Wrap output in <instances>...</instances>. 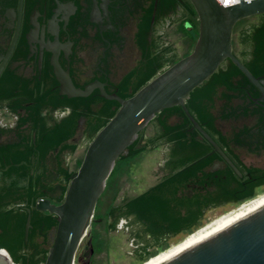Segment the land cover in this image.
Listing matches in <instances>:
<instances>
[{
  "label": "flooded vegetation",
  "instance_id": "af4514ba",
  "mask_svg": "<svg viewBox=\"0 0 264 264\" xmlns=\"http://www.w3.org/2000/svg\"><path fill=\"white\" fill-rule=\"evenodd\" d=\"M152 2L0 0V208L3 211L13 208L18 214H24V211L30 214L40 199H50L56 204L63 202L66 194L63 186L68 178L61 169H78L73 168L70 161V155L77 150L74 153L65 151L60 158L56 156L60 153L59 148L43 154L42 145L36 142L37 116L31 114L30 119H26L27 111L32 113L36 111L38 102L44 103L46 107L42 109L40 117L49 127L54 123V118L60 120L71 112V107L65 105L52 109V98L57 102L70 98L61 93L56 63L70 73L76 86L84 87L99 80L105 83L108 92L124 90L120 83L141 56L135 34ZM182 16L183 19L188 18L184 8L179 6L174 13H168L154 24L148 39L162 34L161 29L167 23ZM257 17V22L245 27L247 32L252 31L253 25L261 26L264 17L261 14ZM186 24L191 23L186 21ZM136 51L138 56L135 57L133 53ZM129 63L131 65L127 67ZM255 89L257 94L253 99L234 97L237 109L232 113L230 107L226 108L224 113L230 116L218 119L220 131L210 134L239 171L205 137L211 144L205 155L206 160H210L205 169L208 174L205 183L211 184L209 189L213 190L212 183L227 184L230 172L239 177L232 182L230 198L210 206L206 213L223 205H238L241 197L250 190L257 194L258 190L264 188V98L260 99L262 92L258 87ZM131 90L129 86L124 91ZM92 94L101 95V91L95 88ZM223 103L219 101V106ZM22 118H25L24 123ZM85 127L86 118L80 117L72 138L78 147L76 138L88 141L84 134ZM166 149L162 166L164 175L161 178L168 172L165 164L171 149L167 145ZM222 172L226 174L219 178ZM200 184L191 179L182 191L188 197H193L198 190L204 191ZM136 195H116L113 202L120 205L124 198ZM123 219L136 226V232L142 229V224L134 221L133 214L119 217L118 223ZM50 232L45 243L40 240L47 248L52 244ZM134 240L136 242L135 234ZM138 245L136 243L135 247ZM154 247L159 248L153 244L148 249ZM133 255L137 259L135 252Z\"/></svg>",
  "mask_w": 264,
  "mask_h": 264
},
{
  "label": "trees",
  "instance_id": "16d2710c",
  "mask_svg": "<svg viewBox=\"0 0 264 264\" xmlns=\"http://www.w3.org/2000/svg\"><path fill=\"white\" fill-rule=\"evenodd\" d=\"M179 6L184 8L188 15L187 21L191 23L184 25L191 50L183 56L179 55L172 43H167L163 34L148 39L154 24L168 13H174ZM261 16L264 17V13ZM252 28L251 32H247L246 28L242 29L239 39L243 49L240 53L235 50L234 52L255 76L262 78L264 77V21L261 26L253 25ZM198 36V14L190 0H153L135 34V43L141 51V56L120 83L124 90L129 86L132 90L130 92L121 90L118 94L124 98L134 95L161 71L188 55L193 50ZM255 88L256 86L243 71L228 58L207 80L191 92L186 105L203 128L213 135L220 131L217 120L230 116L224 113V110L230 107L233 113L237 109L234 106V97L253 99L257 94ZM219 101H224L221 107ZM52 102L53 110L59 105H65L71 107V112L60 120L54 118V123L49 127L40 117L42 109L46 107L40 101L36 105V111L32 113L27 111L25 118L30 119L31 114H36V142L39 146L42 145L43 154L59 148L60 153L56 154L57 158H60L65 151L74 153L77 150L78 143L73 142L72 138L76 134L80 117L86 118L84 134L90 143L120 108L117 100L107 99L100 94L70 97L63 102H57L52 98ZM25 118H22V123ZM172 118H175V121H172ZM150 123L154 124V133L146 136L147 127L140 132L139 137L129 147L128 154L118 158L107 182L108 186L114 173L146 148L160 144L170 147L169 159L165 164V167H168L167 174L136 196L124 198L120 205H115L112 201L106 212V226L109 230L117 228L119 217H127L130 214L134 215V221L142 224V229L135 233L136 243L139 245L134 249L140 262L155 255L154 250L148 249L153 244L162 248L171 237L177 234H189L199 228L207 208L228 200L233 189L232 182L239 178L235 173L230 172L227 184L212 183L215 188L209 189L211 184L205 183L208 176L205 169L210 164V160H206L205 155L209 152L211 144L194 127L182 105L163 109ZM139 144L141 147H138ZM74 171L76 170L68 167L61 169L62 174L68 178V182L63 186L64 192L67 191L70 176ZM199 172L203 174L200 175ZM222 174L226 172H222L219 178H223ZM191 179L200 182L204 191L198 190L193 197H188L182 190L186 182ZM214 191L216 194H213ZM255 195L256 192L250 190L239 202L242 203ZM3 212L5 211L0 208V248H5L16 264H44L49 248L43 246L40 240L45 243L51 229L58 226L57 215L33 206L30 213L32 226L26 242L25 226L29 214L26 211L24 214H18L13 208ZM96 215L94 222L97 221ZM97 243H93L96 251L101 248L98 240Z\"/></svg>",
  "mask_w": 264,
  "mask_h": 264
},
{
  "label": "water",
  "instance_id": "95a60500",
  "mask_svg": "<svg viewBox=\"0 0 264 264\" xmlns=\"http://www.w3.org/2000/svg\"><path fill=\"white\" fill-rule=\"evenodd\" d=\"M190 1L199 19V36L193 50L153 77L131 97L108 92L105 83L99 80L84 87L76 86L70 73L59 63L55 64L61 93L83 97L99 88L103 97L117 100L120 108L89 143L80 167L70 176L63 202L56 204L50 199H40L36 204L37 209L56 214L58 219V226L50 232L52 244L44 264H76L77 252L93 222L98 201L118 158L128 154L140 132L165 108L182 105L194 127L239 171L191 114L186 102L191 92L228 58L261 90L260 99L264 98V79L255 76L235 54L233 42L237 23L263 14L264 0L242 1L234 7H225L219 0ZM31 226L29 214L25 226L26 242ZM0 264H16L5 248H0ZM162 264H264V206Z\"/></svg>",
  "mask_w": 264,
  "mask_h": 264
},
{
  "label": "rangeland",
  "instance_id": "374dc122",
  "mask_svg": "<svg viewBox=\"0 0 264 264\" xmlns=\"http://www.w3.org/2000/svg\"><path fill=\"white\" fill-rule=\"evenodd\" d=\"M257 18V16L246 18L236 26L234 32V50L236 52L240 53L243 49V45L239 39L242 29L257 22ZM187 20L188 18L183 19L182 16L181 19L178 18L170 21L165 25V27L161 29L164 39L167 41V43H172L174 45L180 56H183L187 51L191 50V45H189L188 42L189 38L186 35V29L184 26ZM134 55L135 57L138 56V52H134L133 56ZM131 63H129L127 67H129ZM172 121H175V118H172ZM146 127L147 135L154 133L153 123L148 124ZM76 140L79 142V147L74 154L70 155V161L73 168H78L79 163L83 160L89 145L88 141L83 140L82 138H76ZM166 152L167 149L165 144H160L156 147H148L138 156L131 159L127 165H124L121 167V169L114 173L110 180V184L107 186L104 192V195L101 197V199H99L100 201H98L95 212V214H97V221L94 222L95 218L93 219L87 235L79 247L76 264L142 263L138 261V259H136V257L133 255L134 248L136 246L134 234L137 230V227L131 226L125 219H123L120 220L116 229L109 230L106 226V212L115 195L122 196L124 194H138L158 182L164 175L162 166L166 157ZM263 191L264 188L258 190L256 195ZM238 205H223L209 210L203 219L202 225L214 219L218 215L237 207ZM202 225H200V227ZM186 235L188 234H180L177 237H173L164 247H154L152 250H154L155 254H157L159 251L168 248L173 243L180 241ZM97 240L101 243V248L98 251L93 248V243H97ZM91 257L93 258L91 259Z\"/></svg>",
  "mask_w": 264,
  "mask_h": 264
},
{
  "label": "bare ground",
  "instance_id": "6f19581e",
  "mask_svg": "<svg viewBox=\"0 0 264 264\" xmlns=\"http://www.w3.org/2000/svg\"><path fill=\"white\" fill-rule=\"evenodd\" d=\"M262 206H264V191L258 193V195L253 198L247 199L245 202H242V204L240 203L237 207L218 215L195 231L183 237L180 241L159 251L157 254L151 256L140 264H162Z\"/></svg>",
  "mask_w": 264,
  "mask_h": 264
},
{
  "label": "built area",
  "instance_id": "2783aa9c",
  "mask_svg": "<svg viewBox=\"0 0 264 264\" xmlns=\"http://www.w3.org/2000/svg\"><path fill=\"white\" fill-rule=\"evenodd\" d=\"M219 1L225 7H234L241 4L242 1H250V0H219Z\"/></svg>",
  "mask_w": 264,
  "mask_h": 264
}]
</instances>
